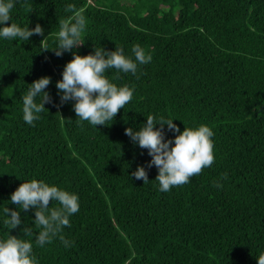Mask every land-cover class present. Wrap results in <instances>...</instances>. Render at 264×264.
Listing matches in <instances>:
<instances>
[{
    "label": "trees",
    "instance_id": "1",
    "mask_svg": "<svg viewBox=\"0 0 264 264\" xmlns=\"http://www.w3.org/2000/svg\"><path fill=\"white\" fill-rule=\"evenodd\" d=\"M69 4L85 16L83 44L57 56L58 20L73 15L65 11ZM14 5L7 26L40 24L44 36L0 37V239L12 234L30 241L37 264H258L264 253V0ZM136 44L151 62L138 63L135 74L105 72L118 87L129 86L130 102L107 125L78 123L75 101L61 103L56 87L73 52L94 55L95 47L118 46L134 59ZM43 77L51 78L45 91L52 102L31 126L22 96ZM147 115L174 120L181 133L186 126L210 127L214 163L188 183L160 191L149 150L125 134L139 131ZM164 133L165 142L179 134L167 125ZM141 166L146 184L131 175ZM33 179L78 196L79 211L60 233L69 246L59 236L38 246L36 209L11 203V194ZM8 207L21 212V225L11 231L3 223Z\"/></svg>",
    "mask_w": 264,
    "mask_h": 264
},
{
    "label": "clouds",
    "instance_id": "2",
    "mask_svg": "<svg viewBox=\"0 0 264 264\" xmlns=\"http://www.w3.org/2000/svg\"><path fill=\"white\" fill-rule=\"evenodd\" d=\"M14 0H0V37L7 39L19 38L28 41L33 35L44 36V29L37 24L34 29L20 27L16 23L7 26L11 20L10 12L14 8ZM66 12L73 15L67 19L58 20L59 31L56 33L58 44L52 50L57 56H62L65 51H72L81 46V35L86 28V19L81 10L75 5L69 4ZM46 37L41 41L43 44ZM44 50H49L45 48ZM95 54L86 56L73 52V59L68 62L62 73V80L56 84L61 95V103L74 100L73 105L76 116L81 121H88L93 126L107 125L118 112L130 102L133 91L129 86H117L105 76L107 69L115 68L117 72L135 74L139 64L151 62L152 56L146 55L144 48L136 44L132 48L134 59L124 54L122 47L116 46L115 51H106L104 48H96ZM51 83L50 77H43L32 84L23 94V119L31 126L39 119V114L45 109L46 103H51L52 98L45 91ZM41 93L40 103L36 99ZM174 120L163 117L157 121L152 115H147V123L143 124L139 131L127 128L128 135L134 144L142 149H148L152 160L148 164L159 170L156 181L159 182L160 191L167 192L173 186H181L189 182L190 178L199 175L206 167H210L215 160L212 129L207 125L197 128L185 127L181 133ZM157 123L160 129H156ZM164 125L169 131L179 133L175 140L165 142ZM174 144V146H173ZM135 179L149 182L148 173L143 166L131 174ZM227 178V173L222 174V179ZM215 187H222L220 183H214ZM78 196L56 186H49L43 181L35 179L23 182L18 189L11 194V203L17 205L20 210L27 211L35 208V227L39 229L36 236V244L43 247L51 243L53 238L59 239L69 246V242L60 235L65 226H70L69 217L79 211ZM50 201L58 202L61 207H50ZM6 219L4 225L16 229L21 225V212L8 208L4 209ZM22 232L32 235V228L25 226ZM33 244L30 241L18 238L10 234L5 239H0V264H37L32 255ZM258 264H264V253L258 257Z\"/></svg>",
    "mask_w": 264,
    "mask_h": 264
}]
</instances>
